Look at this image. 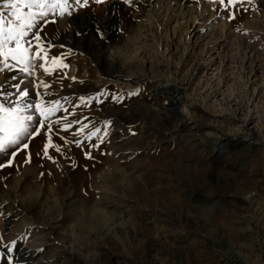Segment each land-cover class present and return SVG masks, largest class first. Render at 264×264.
Here are the masks:
<instances>
[{
    "label": "rangeland",
    "instance_id": "374dc122",
    "mask_svg": "<svg viewBox=\"0 0 264 264\" xmlns=\"http://www.w3.org/2000/svg\"><path fill=\"white\" fill-rule=\"evenodd\" d=\"M13 2L0 0L5 30ZM69 10L96 20L49 10L25 38L30 71L0 58V98H14L0 102L27 90L25 115L54 109L28 149L0 154V264H264V0L232 20L220 0ZM146 17L137 61L113 73L107 51Z\"/></svg>",
    "mask_w": 264,
    "mask_h": 264
},
{
    "label": "snow or ice",
    "instance_id": "6c2138e0",
    "mask_svg": "<svg viewBox=\"0 0 264 264\" xmlns=\"http://www.w3.org/2000/svg\"><path fill=\"white\" fill-rule=\"evenodd\" d=\"M26 7L29 8L27 14L22 13L17 7V4L14 2L11 4V7L14 9L12 15L15 17L17 23L8 22L7 29L5 30L4 22L0 19V58L7 60L11 57L13 60L24 65L23 71H30L28 48L25 47L24 42L25 38L28 35V30L32 29L36 23L37 17H45L49 10H57L58 15L72 16L73 12L69 10L70 3L69 0H22ZM93 3L99 5L105 2V0H92ZM221 4L225 7V11H228L229 8H235L238 3H241L242 0H220ZM249 4H252L254 0H247ZM125 5L132 3V0H123ZM74 4L77 8H87L89 5V0H74ZM35 5L38 9L37 12H33L32 6ZM238 10V9H237ZM2 16V14H0ZM228 18L230 20L235 19V13L233 11H228ZM99 34V33H98ZM33 37L39 41L41 37L35 32L32 33ZM101 38L102 37V34ZM15 47H8V45L13 44ZM39 48V44L37 45ZM43 53V49L37 53L39 58ZM52 63L56 64L57 59L53 58ZM47 71V69H45ZM130 95H135L136 93H129ZM17 95L24 97L25 99L20 101L19 105L16 106H6L5 102H0V154L9 155L15 157L17 152L20 150L28 149L29 145L25 142L28 138L39 135L40 128L46 126L47 116L50 115L53 108L42 107L39 103L35 104V112L37 116L25 115L27 108L32 107L30 102H26L29 92L27 90L18 92ZM3 101H8L12 98L9 94H5L2 98ZM110 123V122H109ZM34 125H39L36 127ZM90 138V137H89ZM77 144L79 142L77 141ZM95 146V145H94ZM48 145H45V156H47ZM59 151V149H57ZM87 158H91L88 156ZM26 163L30 162V158H26ZM12 160L8 159V165H11ZM7 165L0 164V168ZM0 244H3V238L0 237ZM16 244V241H11L9 244H5L8 253L13 251V245ZM3 254L0 253V256ZM14 257L9 256L7 259V264H13Z\"/></svg>",
    "mask_w": 264,
    "mask_h": 264
},
{
    "label": "bare ground",
    "instance_id": "6f19581e",
    "mask_svg": "<svg viewBox=\"0 0 264 264\" xmlns=\"http://www.w3.org/2000/svg\"><path fill=\"white\" fill-rule=\"evenodd\" d=\"M69 3H70V8L72 9V10H75V9H77V7L75 6V4H74V0H69ZM5 9L2 7V8H0V12H3ZM75 14V13H74ZM4 15V14H3ZM6 17V16H5ZM7 17H8V15H7ZM91 16H90V14H87V13H80V14H77V15H74V16H72V17H70V18H68V19H65L66 21H70V26H71V23H72V21L73 20H81V19H89ZM10 18V17H9ZM195 18V17H194ZM198 19V18H197ZM202 19V18H201ZM65 20H58V30H59V32L60 33H64V34H66V33H70L71 31V27L70 28H68V27H66L64 24V22H65ZM178 20V19H177ZM191 21V20H190ZM190 21H189V23L187 24V29H191L192 28V26L194 25V27H195V24H193V23H190ZM195 21V20H194ZM200 21V20H199ZM205 21V20H204ZM82 22V21H81ZM199 23V22H198ZM202 28V27H201ZM146 36V35H145ZM162 38V37H161ZM160 37L158 38L154 33H151V39L154 41V42H158V43H160V41L162 42V39H161ZM158 47V46H157ZM107 51V50H106ZM107 53H108V55L107 56H105V62L108 64V66L110 67V69L112 70V72L113 73H115V72H120V71H122L121 69H118V64L120 63V62H118V61H116V62H114V61H112V60H110V58H109V51H107ZM76 71V65H73L72 66V72H75ZM117 74V73H116ZM122 74V73H121ZM129 76V75H128ZM128 78V77H127ZM129 78H132V77H129ZM134 78H138V76L136 75V76H134ZM138 80H139V78H138ZM160 87H165V88H167V89H171V88H173V89H175V91H180V86L177 84V82L176 81H168V82H166V84H162ZM248 126H250L249 127V136L250 137H252L253 135H254V126H251V124H252V120H249L248 121ZM246 135V134H245ZM239 136V135H238ZM243 136V135H242ZM250 140V139H249ZM220 141H218V140H216V143H219ZM251 142V141H250ZM253 143V142H252ZM255 143H256V141H255ZM45 156V152L42 150V148L39 146L38 147V149H37V151H36V155H34L32 158L34 159V160H38L39 158H41V157H44ZM38 158V159H37ZM11 212V211H10ZM12 215V214H11ZM28 226V225H27ZM53 235V234H52ZM24 251H27V252H29L30 251V249H28L27 247H24ZM30 252H32V251H30Z\"/></svg>",
    "mask_w": 264,
    "mask_h": 264
},
{
    "label": "clouds",
    "instance_id": "9594fccd",
    "mask_svg": "<svg viewBox=\"0 0 264 264\" xmlns=\"http://www.w3.org/2000/svg\"><path fill=\"white\" fill-rule=\"evenodd\" d=\"M152 20L146 17L141 21L142 27L134 30L129 34L127 45L125 47L117 46L110 50V60L120 62L122 67H127L137 61L139 52L142 50L143 45V26L151 25Z\"/></svg>",
    "mask_w": 264,
    "mask_h": 264
},
{
    "label": "water",
    "instance_id": "95a60500",
    "mask_svg": "<svg viewBox=\"0 0 264 264\" xmlns=\"http://www.w3.org/2000/svg\"><path fill=\"white\" fill-rule=\"evenodd\" d=\"M95 18H96L95 15L92 13L90 19L96 20Z\"/></svg>",
    "mask_w": 264,
    "mask_h": 264
}]
</instances>
